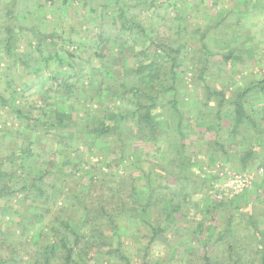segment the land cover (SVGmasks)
I'll return each mask as SVG.
<instances>
[{
  "label": "trees",
  "instance_id": "1",
  "mask_svg": "<svg viewBox=\"0 0 264 264\" xmlns=\"http://www.w3.org/2000/svg\"><path fill=\"white\" fill-rule=\"evenodd\" d=\"M75 1L0 0V63L8 70L22 68L35 79L44 69L48 75L47 86L27 103L16 102L11 78L0 87V211L9 210L17 218L4 221L5 227L0 224V249L10 235L37 232L32 263L23 261V256L0 255V264L16 259L25 264H134L120 247L124 238L117 219L125 217L131 224L147 227L149 239L141 248L145 253L169 226L179 232L182 227L177 219L188 217L183 207L197 209L198 201L210 193L204 179L191 176L188 169L197 167L206 174L216 162H224L222 167L244 172L254 169L255 181L264 185V73L255 77L249 72L253 65L243 51V41L250 35L247 21L233 8L210 11L219 0H101L98 7H89L90 0H81L82 8L72 7L79 26L86 25L83 37H78V25L70 21H63L58 32L40 29L32 18L52 7L61 15ZM240 2L264 6V0ZM177 3L187 6L186 11L207 9L204 24L194 22L191 16L185 24V10H178L165 21L166 8L177 7ZM249 17L253 15L245 19ZM257 21L263 24L259 17ZM210 35L222 43L228 40L227 48H211ZM72 36H77L80 44L69 49ZM213 56L219 57L216 62L220 67L234 63L240 68L242 83L233 82L235 89L205 76L211 72ZM191 70L199 82L194 83L198 87L189 88L195 97L193 107H185V94L179 92L185 86L179 76ZM196 92L200 94L196 96ZM19 94L26 97L24 91ZM49 97L51 103L47 102ZM84 104L93 106L89 113L82 108ZM163 105L177 113V119L168 120L164 126L155 115ZM33 110L39 111L34 114ZM8 120L10 124H6ZM191 123L203 127L194 138L189 134ZM124 125H129L130 140L137 138L153 151L148 153L147 168L143 164L147 160L136 158L141 155V145L129 151L128 141L122 138ZM225 131L233 136L235 150L227 148V141L220 137ZM82 138L94 147L101 144L103 151L113 148L115 159L129 158L139 179L144 180L142 199L135 181L129 183L132 196L117 200L115 197L122 196L115 193L108 196L109 201H101V195L93 197L87 189L89 184L81 195L74 193V188L66 190L69 178L77 171L78 157L73 155ZM72 142L77 143L74 148ZM194 146L197 151L192 150ZM36 156L41 159L38 168L29 175L22 172L26 161ZM90 173L83 175L93 184L96 179ZM152 176L161 177L168 190L162 195L157 224L151 221L150 213L158 201L154 195H161V184L153 182ZM18 195L22 204L26 200L25 209L12 211ZM213 205L209 204L211 209H215ZM70 208L78 210L75 218L68 214ZM225 213L229 216L223 217L224 229L215 230L216 238L210 242L223 245L226 251L204 250L202 264H264V228L259 227L264 205L245 202L227 208ZM185 231L183 237L204 238L200 222ZM97 256L99 263L94 259Z\"/></svg>",
  "mask_w": 264,
  "mask_h": 264
},
{
  "label": "rangeland",
  "instance_id": "2",
  "mask_svg": "<svg viewBox=\"0 0 264 264\" xmlns=\"http://www.w3.org/2000/svg\"><path fill=\"white\" fill-rule=\"evenodd\" d=\"M257 1V0H254ZM29 2H32V0H29ZM43 2V0H41ZM182 2V1H181ZM220 4L218 3L216 5L212 4L213 7L210 8V11L214 9H220V7L224 8H233L234 11L239 15V17L243 18V21H247L246 24V31L250 34L249 38L244 39V43H246L243 49L246 56L251 58V64L253 65V68L249 71L252 72V74H255V77H258L259 74L264 73V6L256 5V7H253L252 5H244L240 2V0H219ZM102 3L101 0H90L89 1V7H98ZM75 4V5H74ZM73 5L67 7L64 11H62L61 15H58L56 13V10L54 7L48 9V12L43 14L41 12L36 13L33 15L32 18H35L37 20V23L39 25V28L42 30H57L60 32V26L63 21H70L73 23L74 26L78 25L77 28V35H81L83 37L84 35V29L85 24L83 23L81 26L77 23V17H75V13L72 6L80 7L82 8L81 0H77L74 2ZM181 3H177V7L170 6L166 8L165 10V21H167V18L173 17L175 13L178 10H181L182 12L185 10V19L184 23H188V18L191 16L193 21L201 23V25L204 24L205 17L208 16L209 11L207 9H199L197 12H193V9H188L186 11V7ZM115 11V9H113ZM84 11V9H83ZM82 11V13H83ZM193 12V13H192ZM193 15V16H192ZM253 15V17H249L247 20L245 19V16ZM201 16V17H200ZM1 17V14H0ZM195 17V18H194ZM262 19L263 24H260L259 21H257V18ZM203 21H202V19ZM62 21V22H61ZM93 22V21H92ZM169 23V22H168ZM90 24V23H87ZM76 31L73 32L75 34ZM68 31L66 36H68ZM70 37V36H68ZM77 36H72V43L67 45V48L74 49L76 46H78L80 43L78 41ZM211 37V48H217V49H225L227 48L229 42L228 40L225 42H220L219 40L214 39V35H210ZM213 40V41H212ZM23 45V44H22ZM24 46V45H23ZM86 55V53H83ZM218 56H213L211 59V62L209 64L210 66V73L205 74L206 77H212L216 81H221L224 84H230L232 89L236 88V85H239L242 83L240 81V77L242 76V71L238 66H235L234 63L231 64L229 67H220L218 62ZM0 87H2L4 84L3 82L9 78L14 81L13 88L16 92L15 100L17 103L22 102H30L35 99V94H41V87H46V83L48 81V75L47 71L41 70V77L39 79H35L32 74H27V72L20 68L19 70H8L6 69V66L4 63H0ZM220 68V69H219ZM182 79V86L179 88V92L185 94V97L183 98V104L185 107H193L194 104V93L192 89L195 85L194 83L199 82V77L191 71H187L186 74L179 76ZM233 82H236V85H232ZM27 83V85L24 86L23 84ZM198 87V86H197ZM24 91V94L26 95V99L20 96V92ZM200 92H196V96L199 95ZM53 99L50 97L48 98L47 102L51 103ZM55 101V98H54ZM39 104H42V101H38ZM23 104V103H22ZM96 106V105H94ZM89 104L82 105L83 109H86V112L89 113L93 106L90 107ZM35 109V108H34ZM81 109V108H80ZM34 111V110H33ZM39 110H35L34 114H36ZM155 115L157 116V119L159 120L160 124L164 126L167 124L168 120H174L177 119V113L172 111L169 106L163 105L161 107H158L155 110ZM212 118H213V114ZM10 119V118H9ZM3 119L0 118V121ZM10 124L11 121H6V124ZM192 124V123H191ZM1 125V124H0ZM203 127H196L195 124H192V131L189 133L191 134V137H196L198 135V131H200ZM224 130V129H222ZM131 130L128 126H122V134L125 140L128 141V148L129 151L135 150L140 143L138 142L137 138H134V141L130 140V137H128ZM199 136V135H198ZM208 135H206L207 137ZM74 135L71 134L70 138H73ZM222 139H224L226 143L227 148H231L230 150H235L236 143L234 144L233 136L228 135L225 131L223 134L220 135ZM84 138V136H83ZM80 139V144L78 145V152L75 153L72 151V153H75L78 157V164H77V171L74 173L72 178H69L68 184L66 185L68 189L74 188V193L77 195H81L87 188V184H89V193L93 197H97L101 195L100 197L101 201L108 200L109 201V195L115 193V195L122 196V197H115L117 200L118 198H125V195H131L132 191L129 190V183L136 182V187L139 195V198L142 199V192L140 189V186L144 185V180L139 179V173L137 172L136 168L132 165V163L128 162V159H124L122 161L121 159H115V155L113 151V148H109V150L103 151L99 149V143H97V146H92L89 142H86L84 139ZM86 138V137H85ZM76 143V142H75ZM72 142L71 148H74L75 144ZM38 144H35V146ZM74 145V146H73ZM141 145V144H140ZM73 146V147H72ZM197 146V145H196ZM196 146L192 148V150L197 151ZM233 146V147H232ZM36 149L39 150V145L36 146ZM1 151V150H0ZM141 155H136L137 159L147 160L146 162H143L145 165V168H147V163H150L148 159H150V156L148 153L152 154L150 147L147 145H141L140 146ZM81 153V158L79 159V154ZM127 156H130L129 154H126ZM74 160H77L76 158ZM41 161L40 157H34L32 159H29L26 161V163L22 167V172L26 174H30L31 172H34L35 168H38L37 165ZM224 163V162H223ZM223 163H215L214 167L209 169L208 173L203 174V172L200 171L197 167H192V169H188V174L191 176H197L198 178L204 179L206 182V186L208 187V190L210 193L207 195H204L203 200L198 201L197 209L192 208L191 205H188L186 207H183L184 211L188 212V217H180L181 219H177L178 225L182 227L179 232H174L171 230L172 226H169L163 234L159 236L152 244H150L151 248L150 250L145 253L141 250L149 239V233L147 231V227H143V225H138V223H129L125 217H122L120 219H117L116 222H118L119 229L122 235V238H124L123 242L120 243L121 249L124 251L125 255L131 258L132 262L134 264H142L144 262H149L150 264H157L155 263V259L159 260L158 264H202L204 263V259L202 258L204 254V250H214V248H217L214 250V252H222L226 251L223 247V245H218L216 243L210 242L211 240L216 238L217 233L215 230L221 229L223 230L225 225V221L228 218L229 214L224 212L227 210V208H235L236 206H243L245 202L247 204L253 203L255 206L260 207V205H264V185L259 183L258 181H255L254 178V169H251V171H239L236 168H230L228 166H223ZM91 164V165H90ZM142 164V165H143ZM43 167V166H42ZM93 169H91V168ZM222 167V168H221ZM20 169H16V171H19ZM94 173L95 176V182L93 184L91 181H89V176L83 175L86 171H90ZM17 173V172H16ZM259 175L263 173L262 168L258 170ZM82 176L80 179L76 178ZM50 178L47 179L49 181ZM152 180L155 183L161 184V186L158 188L160 191V196L155 197L154 195L153 199H157L156 206L154 210L150 213V218L153 224H157L158 220H160V203L162 202V195L163 192H167V186L165 182L162 181V178L159 176H152ZM74 184L75 187H74ZM170 187H173V184L168 183ZM199 184V182H198ZM60 196V195H55ZM19 195L14 197V200L12 202V211L17 209H25L26 200L22 204L19 199ZM198 197H193L192 200H196ZM98 198H95L91 201H95ZM128 200V199H127ZM220 203V206L218 207V203ZM214 204L215 209H211L209 204ZM106 208L108 211H110V203L106 202ZM208 206V207H207ZM208 208V209H207ZM258 210V209H256ZM78 211V210H77ZM74 209H69L68 214L74 215L73 217L78 215V212ZM227 215L226 219L225 216ZM224 217V218H223ZM10 218L17 220V218L8 211H0V224L2 227L6 226V223ZM157 218V219H156ZM263 218V217H262ZM260 216V219H262ZM216 219L219 220V222L216 224ZM190 220V221H189ZM197 222L201 223V230L203 233L204 238L198 237L197 235H189V237L184 236V232H187L188 229L194 228L195 224ZM8 224V223H7ZM217 226H216V225ZM4 225V226H3ZM131 225V226H130ZM138 225V226H137ZM187 227L188 229H186ZM260 228H264V219L261 220L259 224ZM109 234L110 232L107 231ZM206 237H208L209 241H206ZM37 239V232L33 234L32 230H28L23 235L19 234H13L10 235L6 239V243L2 245L0 255L2 258H6L7 256H14L15 258H18L19 256H23V261H27V263H32L33 256L36 254L34 246V241ZM7 243L11 244L10 247H7ZM20 243V245H19ZM12 248H15L16 251L13 252ZM151 257V259H150ZM97 263H99L98 256L94 258ZM20 262L17 259L14 262H8L9 264H25L24 262ZM101 262V260H100Z\"/></svg>",
  "mask_w": 264,
  "mask_h": 264
}]
</instances>
